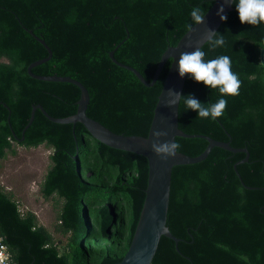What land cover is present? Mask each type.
I'll return each instance as SVG.
<instances>
[{"label":"trees","instance_id":"obj_1","mask_svg":"<svg viewBox=\"0 0 264 264\" xmlns=\"http://www.w3.org/2000/svg\"><path fill=\"white\" fill-rule=\"evenodd\" d=\"M213 0H0V159L15 146L51 149L40 183L43 199L62 200L49 231L31 211L20 212L11 192L0 186V236L12 264H120L144 201L147 163L141 156L109 148L76 123L50 122L74 115L79 89L27 74L48 56L27 30L51 51L37 76H63L89 95L86 115L115 134L147 136L153 109L171 64L152 87L143 86L114 59L148 83L162 54L189 30V12H207ZM217 33L225 45L205 59L227 55L241 81L239 95L227 96L224 114L200 118L179 102L178 127L190 135L229 143L246 153L212 148L200 163L172 169L166 226L178 239L161 237L151 264H264V23L241 24L232 5ZM205 105L220 97L189 78L182 95ZM177 152L200 155L207 142L176 138ZM247 160L245 161L246 157ZM53 234L65 238L62 244Z\"/></svg>","mask_w":264,"mask_h":264},{"label":"water","instance_id":"obj_2","mask_svg":"<svg viewBox=\"0 0 264 264\" xmlns=\"http://www.w3.org/2000/svg\"><path fill=\"white\" fill-rule=\"evenodd\" d=\"M223 5L224 15L227 16L232 11V4L228 0H213L209 10L205 13L204 21L199 26L189 29L178 41L176 46L169 47L160 57L157 64L153 79L148 83L136 70L131 67L118 63L113 52L109 53L112 62L131 72L145 87H152L158 79L164 65L171 59L168 72L165 76L160 93L157 97L156 104L153 109L151 123L147 136H125L115 134L101 125L99 122L89 118L86 115L87 105L89 103V95L86 88L78 81L63 76H37L32 74L31 70L51 58V51L45 42L34 36L32 31L27 32L40 43L46 50L48 56L44 59L32 62L27 67L30 77L44 82L69 83L79 89L80 95L76 103V112L74 115L65 118H54L48 115L41 106H32L29 121L22 131V138L25 130L29 127L34 118V113L38 109L42 115L50 122L68 125L81 124L90 136L97 142L119 151H125L141 156L147 163V181L144 191V201L139 215V219L133 233L130 245L123 256L120 264H151L156 253L161 237H165L175 244L178 239L175 238L166 226L167 212L170 198L171 174L172 169L176 166L193 165L202 162L207 158L212 148H220L231 153H246V149H236L229 146V143L213 140L207 136L190 135L182 132L178 127V108L179 103L169 106L168 90H174L182 94L187 74L181 78L178 74L176 60L181 52L192 51L194 48H202L205 43L207 29L217 31L223 21L217 15L218 8ZM175 49V50H173ZM259 60L264 66V49L260 51ZM157 132L165 133L159 137V142H173L176 138H201L207 142L205 150L196 157H190L177 152L175 148L173 155L165 156L157 154L152 149V143L157 139ZM176 144V143H175ZM246 157L245 161L247 160Z\"/></svg>","mask_w":264,"mask_h":264},{"label":"clouds","instance_id":"obj_3","mask_svg":"<svg viewBox=\"0 0 264 264\" xmlns=\"http://www.w3.org/2000/svg\"><path fill=\"white\" fill-rule=\"evenodd\" d=\"M234 5L241 24L260 25L264 23V0H228ZM224 8L221 5L217 10V15L221 21L227 19L223 14ZM190 23L188 28L191 30L194 26L203 23L205 12L200 7H193L189 12ZM210 49H216L225 45L224 35H221L211 29H207V35L204 39ZM175 50V49H173ZM205 51L199 47L192 51L181 52L176 65L178 74L181 78L188 74L189 78L197 83H202L206 88H213L220 93V97L215 103L205 105L200 102L194 95L168 90L169 106H174L181 100L186 109L192 110L200 118L215 119L224 114L227 96L239 95L241 81L238 74L232 71L231 59L227 55H218L212 59H205ZM165 133L157 132L156 140L152 143V149L157 154L165 156L173 155V150L178 147L173 142H159V137Z\"/></svg>","mask_w":264,"mask_h":264},{"label":"rangeland","instance_id":"obj_4","mask_svg":"<svg viewBox=\"0 0 264 264\" xmlns=\"http://www.w3.org/2000/svg\"><path fill=\"white\" fill-rule=\"evenodd\" d=\"M16 154L0 159V186L13 194L22 213L31 211L38 223L49 231L55 223L62 200L55 195L43 199L39 193L40 183L50 167L51 149L40 145L36 148L15 146ZM60 243L65 238L53 234Z\"/></svg>","mask_w":264,"mask_h":264},{"label":"built area","instance_id":"obj_5","mask_svg":"<svg viewBox=\"0 0 264 264\" xmlns=\"http://www.w3.org/2000/svg\"><path fill=\"white\" fill-rule=\"evenodd\" d=\"M0 264H12L10 254L7 246L3 242V238L0 236Z\"/></svg>","mask_w":264,"mask_h":264},{"label":"flooded vegetation","instance_id":"obj_6","mask_svg":"<svg viewBox=\"0 0 264 264\" xmlns=\"http://www.w3.org/2000/svg\"><path fill=\"white\" fill-rule=\"evenodd\" d=\"M27 71V70H26ZM27 74H28V72H27ZM33 74V73H32ZM29 75V74H28ZM35 75V74H34ZM32 106H37V105H32ZM32 106H31V108H32ZM40 106V105H39ZM38 110V109H37ZM36 112V111H35ZM31 113V112H30ZM35 114V113H34ZM30 117V116H29Z\"/></svg>","mask_w":264,"mask_h":264}]
</instances>
